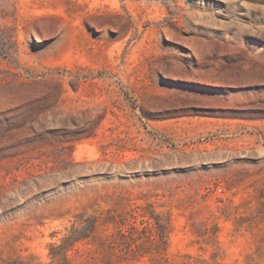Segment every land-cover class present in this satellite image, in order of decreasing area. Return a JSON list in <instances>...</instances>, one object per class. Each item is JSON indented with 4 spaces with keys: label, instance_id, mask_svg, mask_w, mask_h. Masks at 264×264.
<instances>
[{
    "label": "rangeland",
    "instance_id": "1",
    "mask_svg": "<svg viewBox=\"0 0 264 264\" xmlns=\"http://www.w3.org/2000/svg\"><path fill=\"white\" fill-rule=\"evenodd\" d=\"M106 261L264 264V0H0V264Z\"/></svg>",
    "mask_w": 264,
    "mask_h": 264
},
{
    "label": "trees",
    "instance_id": "2",
    "mask_svg": "<svg viewBox=\"0 0 264 264\" xmlns=\"http://www.w3.org/2000/svg\"><path fill=\"white\" fill-rule=\"evenodd\" d=\"M116 225L117 230L115 235L112 236L108 241H102L100 243L101 248L105 249L106 255H108L109 257L114 256L115 258H117V260L123 259L125 252L129 254L135 253L136 257V252L138 250V246H136V241L141 234L145 233L146 228H139L133 224H130L123 229L121 228V225H124V222H118ZM150 225L151 226L148 229V232L150 234L149 239L151 238L150 240H155V242L156 240L164 242L163 238H165V227L161 224V222L157 218H154V221L150 222ZM151 227L153 228L151 229ZM84 238L85 236H77L76 234L72 233L71 236L65 239L64 241V244L66 242L64 250L67 251V249L70 248L75 242ZM156 250H160V248L157 247ZM110 261H106V263L109 264Z\"/></svg>",
    "mask_w": 264,
    "mask_h": 264
}]
</instances>
